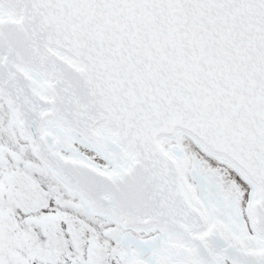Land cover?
Returning a JSON list of instances; mask_svg holds the SVG:
<instances>
[{
    "label": "snow or ice",
    "instance_id": "1",
    "mask_svg": "<svg viewBox=\"0 0 264 264\" xmlns=\"http://www.w3.org/2000/svg\"><path fill=\"white\" fill-rule=\"evenodd\" d=\"M0 264H264V0H0Z\"/></svg>",
    "mask_w": 264,
    "mask_h": 264
}]
</instances>
